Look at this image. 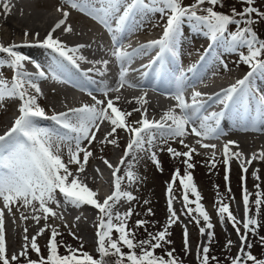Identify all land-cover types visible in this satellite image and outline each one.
I'll return each mask as SVG.
<instances>
[{
	"label": "snow or ice",
	"instance_id": "1",
	"mask_svg": "<svg viewBox=\"0 0 264 264\" xmlns=\"http://www.w3.org/2000/svg\"><path fill=\"white\" fill-rule=\"evenodd\" d=\"M66 3L78 10H84L81 0H66ZM206 3L210 6L202 8L201 6ZM219 3L220 0H194V3L182 6V0H125L123 11L120 12L121 0H102L103 6L99 9L97 18L99 19L101 15L103 17L112 15L116 18L117 27L125 25L138 7L147 8L150 5L152 10L166 16V23L161 38L142 45L132 52L122 50L116 40V36L113 35L115 47L113 55L122 63L120 72L121 83L124 82L127 72V69L123 67V62L130 61L134 55L158 49L152 63L162 60L165 54L174 56L181 33V26L185 20H188L193 22L198 30H205V34L213 43L218 40H224L228 49L232 51H236L240 47H245L247 50L246 54L241 53L240 58L250 70L243 78L238 79L235 84L223 90V99L219 102L227 106L238 94H255L256 90L251 86L252 80L257 74L264 76V58H262L264 57V39H258L251 25L254 23L253 15H259L264 18V12H260L253 6L254 0H242V3L246 6L239 12L233 9V14L227 15L214 10V7ZM198 9L203 14H198ZM3 10L5 14L10 13L9 0H3ZM63 15L64 20H61L48 32L45 39L39 42V46L50 50L61 61L67 60L74 66H78L77 60L85 59L83 56L75 55L79 49L67 48L60 40L53 37L55 30L65 23L68 12H64ZM101 22L112 30L111 26L107 25L106 20L102 19ZM232 24L237 26V30L229 32V25ZM67 30L69 29H65V31ZM24 36L27 37L28 33L25 32ZM25 46L31 45L27 44V42L24 45H0V53L6 54V60H2L0 63H5L14 72L11 82L7 79H0V100L4 98H19L21 101L18 109L20 114L14 121L12 128L4 135H0V200L3 201L4 205V208H0V264H10V261H17L21 257L27 258L29 248V237L25 234L23 250L19 254L13 253L10 258L8 257L4 230V209L11 213L12 207L10 205L22 202L24 207L31 206L33 212H42L44 219L47 220L49 215L55 216L56 214L53 208L48 205L51 203L59 207L61 204V201L57 199L58 194L62 196L64 204H71L72 206L87 204L94 206L98 210L100 223L97 226L96 235L98 237L97 252L99 253V258H94L88 252L72 249L70 246H66L69 254H58L56 238L59 233L53 228L48 241V256L46 259L40 256L37 236L31 237L30 247L39 256V260L28 259V264H106L105 258L109 257L116 258L113 264H177V260L173 255L174 250L166 251L163 255H156L155 250L164 247V244L171 243L167 239V236L170 235L169 228L178 219L173 208L174 197L172 196V188L178 178L185 193L183 200L187 208V214L191 216L193 212L198 213V218H195V222L198 225L200 223L199 218H202L207 229L211 230L214 227L210 222L208 212L200 203L201 194L197 190L190 174L185 172V175L180 178L179 169H176L173 173L172 183L168 184L169 217L163 230L155 234L148 233L149 239L135 242L134 233L127 228V220L133 214L132 209L129 208L123 214L113 213L114 206L122 199H127L128 201L135 199L131 192L122 190L121 182L124 177L118 175L120 166H116L112 172L114 190L101 203L94 198L97 195L96 192L89 189L86 185L78 184L75 177L71 179L70 183L68 182L69 177L73 176L68 165H79L78 172L84 170V164L87 163L92 153L81 147L82 142L88 141L90 144L95 139V132L92 129H98L99 124L97 122L106 119L113 125L108 135H112L117 129H124L131 134L124 157H121V165L124 164L129 154L148 151L151 153L153 162L160 168V162L156 154L151 151L158 136L163 138L165 143H167L168 139L180 138L181 145L186 148H189V146L184 143L183 138L189 134H194L203 139L218 138L219 120L224 115V112L210 113L200 119L199 124H196L195 120L199 119L198 113L203 108V101L198 99L201 94L195 92L192 96V102L189 104L184 99L183 90L178 88L175 99L177 101L176 107L180 109L179 114L174 109H170L163 113L160 120H149L146 114H143L141 120L137 122L140 125L139 127H132L126 124V117L130 116L131 113H125L115 107L113 100L107 99L106 106H102L105 105V100L97 99L95 96H93L95 103L92 105H83L82 107L71 109L69 112L48 116L45 109L37 103V96L30 94L28 91V88H32L35 93L39 94L40 88L34 81L46 78V76L43 70H39L40 65L38 63L35 64L38 69L36 74L28 73L24 70V62L30 61L31 57L23 54L18 49ZM102 63L107 65L108 61L105 60ZM144 67H151V63ZM189 70L191 71V69ZM99 74L103 75L102 72ZM53 75L55 74L53 73ZM182 79L183 73H181L180 77H177L178 83ZM113 90L118 89L105 86L102 89V93L107 98L108 92ZM259 99L261 107L264 108V94H261ZM38 119L51 120L66 131L63 135H59L51 129L39 127L36 123ZM199 142L198 140L197 143ZM61 143H65L68 147L69 160L67 164L61 158ZM109 143H115V141H109ZM229 145L238 147L235 141H229L224 145V163L227 166L233 156L241 160L242 200L244 204V220L242 222L244 232L241 234L239 227L241 222L237 220L230 210V205L218 201L220 206L217 209V214L221 223L224 222L226 217L232 223L241 242L240 250L237 256L231 259V264H247L248 261H251V264H264V258L258 259L250 251H245L248 234L249 232L256 234L259 221L249 216L251 194L247 190L246 176L244 175L247 173L248 168L242 159V153L230 152ZM202 147L215 148V145L203 144ZM167 151L173 158L184 157L183 163L186 165V169L194 167L190 160L191 154L195 149L189 148L186 152H179L172 147H168ZM80 153H83L84 163H81ZM257 158L264 160V152H260L258 156L254 153L252 158L247 160V164H251L252 160ZM105 163L112 168V165L107 160H105ZM229 171L230 169L226 167V181L229 180ZM126 176L130 182L134 179V173L131 170L126 173ZM253 176L259 179L256 172L253 173ZM256 187L259 189L258 184ZM228 190L231 191L230 187ZM189 192L195 196L194 201H189ZM262 197H264V193L258 191L254 202L257 215L259 214L260 206L264 204ZM34 202H38V208ZM145 203L147 204L148 201H145ZM191 203L195 204V208L189 206ZM148 214H152L151 209H148ZM22 218L26 219V217ZM40 218L39 215H33L32 217L37 223H39ZM114 221L116 222L114 223ZM146 223L147 221L145 220H137L136 227H143ZM48 227L50 226L45 224L37 235L43 234ZM113 231L118 234L117 239L112 238ZM199 231L203 236L205 227H200ZM25 233H27V229H25ZM207 235L211 241L214 233L209 231ZM184 236V250L187 252L189 251L187 229H185ZM260 240L264 243V237H260ZM231 244L232 241L229 240L227 246ZM121 245L126 246L129 251L127 253L123 252ZM247 247L250 248L251 245L247 244ZM136 248H140L139 254L135 251ZM202 251L203 255L201 256L200 248L198 247L197 255L200 264H209V247L203 246ZM212 259L215 260L216 258L212 257Z\"/></svg>",
	"mask_w": 264,
	"mask_h": 264
},
{
	"label": "rangeland",
	"instance_id": "2",
	"mask_svg": "<svg viewBox=\"0 0 264 264\" xmlns=\"http://www.w3.org/2000/svg\"><path fill=\"white\" fill-rule=\"evenodd\" d=\"M43 1L45 3L47 2V5H34L33 3H26L25 6H14L15 3L20 2V0L15 1L14 5L9 3L12 8H10L11 10L9 14H5L3 10V2H1L0 45L9 46L13 43L16 45L18 42H23L21 45H24L26 42L27 44L31 42V46L21 47L18 50L31 57L30 61H27L26 63L24 62L25 71H30L29 73L33 71L32 74H36L38 69H35V64L38 63L40 65L39 70H43L45 72L46 78L34 81L39 86L40 93H35V90L32 88H28V91L30 90V94L37 96V103L45 109L48 116L59 114L61 112H69V110L82 107L83 105H92L95 103L93 96L97 99L105 100V105L102 106H106V100L111 99L114 101V106L117 108L118 106H122V104L125 105L129 102L133 104L134 108L137 107L136 111H133L130 116L126 117V124L131 125L132 127L140 126L137 122L141 120L143 114H148V116L149 114L151 116H162L163 113L170 110L168 107L169 104L166 101H157L152 97L147 98L144 95H135L133 88L138 89L139 87H136L125 80L121 83L120 78L116 81L112 78L116 72L121 70V66L115 64L113 60V50H115L114 44L111 47H105L102 44V37L103 34H106V30L103 27H98L101 25H99L94 18H92L93 16L90 13H87L85 10L81 11L73 8L70 4L66 3V0ZM82 1L84 2V0ZM123 1L125 0H121V4H124L122 3ZM192 3H194V0H182V6H187ZM46 6L49 8H46ZM209 6L210 5L206 3L201 7L206 8ZM245 6L246 5L242 3V0H220V3L214 7V10L231 15L233 9H236L237 12H239ZM253 6L260 12H264V0H254ZM29 8L31 11L27 10ZM122 8L123 7H120V9ZM149 8L151 9L150 5ZM64 12H68V17L65 20V23L61 25L60 28L55 30L53 37L60 40L67 48L79 49L75 55L83 56L85 59H78V66L75 67L87 70L92 76L113 81L111 82V88L118 90H113L112 93L107 95V98L103 95L102 89L96 91L75 86L66 78L58 75L55 71H51L50 67H48L40 56H38V54H45L50 57L57 58V56H55L50 50L39 46V42L45 39L48 32H50L57 23L64 20ZM41 14L43 15L42 21L37 20L36 16ZM199 14L203 13L200 12ZM25 17L29 21H26L24 27H20V23H24L23 19ZM147 18H149V21H157V23H155L156 29L163 30L166 23L165 15L153 10L152 14H147ZM252 19L254 20V23L251 27L256 32L258 39H264V18H261L259 15H253ZM8 21H10V24ZM186 24L187 23L183 22L181 26L183 28H181L180 34H182L184 38L181 39L180 49H182V45H185V38L189 44H192L187 29L193 25L187 27ZM14 27H20V32L15 31ZM65 29L69 30L65 31ZM232 31H234V29L230 26L229 32ZM25 32L28 33L27 37L24 36ZM200 32L202 38L201 42L206 43V47L211 45L214 54L221 56L217 61V65L224 62V65H220L221 72L216 76V81L221 82L232 78V75L236 74L235 71L240 73L243 69L250 70L240 58L241 53L246 54L247 50L245 47H240L236 51H232L228 49L224 40H218L213 43L205 34V30L201 29ZM9 33L12 37H8L7 34ZM140 36L143 42L131 45L129 50H134L140 48L142 45H146V43H144L146 42L145 37L142 35ZM6 37L10 40L6 39ZM20 38H23V40ZM95 38H99L100 40H96ZM111 40L112 39H110V41ZM136 55L137 59L135 61L130 60L128 62L129 64H132L133 62L138 63V61L140 62L144 53ZM2 60H6V54H2V56H0V61ZM105 60L108 61L107 65L102 63ZM63 62L65 64L69 63L67 60H63ZM115 70L117 71L115 72ZM101 72L103 75L99 74ZM13 75L14 72L10 67H8L5 63H0V79H7L11 82ZM135 101L137 102L135 103ZM20 103L21 101L19 98H4L3 100H0V135H4V133L12 128L14 121L20 114L18 111ZM147 105L151 108H146ZM149 109L152 111H150V113H146ZM14 115H16V117ZM197 121L198 119L195 120V123H198ZM36 123L38 126L40 125L39 127L51 129L59 135H63L65 133V131L61 130L59 125L55 124V122L51 120L38 119ZM97 123L99 124L98 129H92V131L95 132V139L92 140L90 144L88 141H83L81 145V147L86 148L92 153L87 163L84 164V170L82 172H78L77 169L79 168V165L77 164H70L68 167L73 175H76L75 178L77 179L78 184L86 185L89 189L96 192L97 195L94 198L102 203L103 200L100 196L101 194L96 187V177L97 175L101 177L100 172L103 171L113 172L114 169L108 167L105 160H107L111 165L114 164L115 159L121 157V150H126L131 134L124 129H117L115 133L108 135L113 127L110 121L104 119L98 121ZM230 135L231 136H228L225 141H235L238 145V147L229 145L230 152L242 153V159L245 166L248 168L247 173L244 175L246 176L247 190L251 194L249 216L258 219L259 221V227L256 230V234H252L251 232L248 234L247 244H250L251 247L248 248L246 244L245 251H250L258 259H262L264 258V243L261 242L260 237H264V204L260 206L259 214L257 215L256 205L254 202L258 191L264 193V160L258 158L253 159L251 164H247V160L251 159L254 153L258 156L260 152H264V133L254 132L253 134V132L237 131L230 133ZM106 137L107 139H105ZM186 137L188 140H191V142L194 141L196 147H198L195 148L192 147L190 143L188 144L189 148L195 149V151L191 154L190 160L194 167L189 169V171L192 173L193 182L201 194L202 199L200 203L208 212L210 222L214 225V227L211 230L207 229L202 218H199L200 223L198 225L195 222V218H198V213L193 212L191 216L187 214L185 205L183 204V196L185 193L180 185L179 179H177L173 184L172 196L174 197L173 208L178 219L169 228L170 235L167 236V239L170 240L171 243L164 244V247L162 248H157L155 253L160 254L165 253L166 251L174 250L173 255L176 258L179 257L178 262L183 261V264H198V247L200 248V255L202 256L203 246H208L210 249L208 254H211L216 258V264H231V262L229 263V259L231 261L232 258L237 256L241 247V242L232 223H230L226 217L224 222L221 223L217 214V209L220 206L218 201L227 202L230 205V210L233 212L234 216L241 222L239 227L241 234H243L244 229L242 222L244 220V204L242 200L241 160L234 156L229 160V164L226 166L224 163L225 154L223 153L224 145H222L219 149H215V152L218 155L214 156V153L209 154L205 151L206 147H202L204 143L200 140V142L197 143L198 138L200 139V137H189L188 135ZM109 141H115V143H109ZM168 147H172L179 152H186L189 150V148L181 145L180 138L170 139L167 143L157 141L154 143L152 147L153 150L151 151L156 154V157L160 162V168H158L153 162L151 153L148 151L134 153L132 158H128L124 161V164L120 166L118 174L121 173L120 176L124 177L121 182L122 190H125V187H127V189H130V192L135 197L134 200L130 201L127 208V210L131 208L133 211V214L127 220V228L131 229L134 233L135 242L149 239L148 233L155 234L163 230L164 226L167 224L169 217L168 184L172 183V168L176 163L182 164L185 159L184 157L173 158L167 151ZM60 154L62 160L67 164L69 155L68 147L65 143H61L60 145ZM80 160L81 163H84L83 153H80ZM136 162L138 163V166H136L134 171L133 169ZM226 167L230 169L228 173V181L225 180ZM129 170L135 174L134 179L131 182L128 177H126V173ZM254 172L257 173L259 179L254 178ZM79 176L81 177L79 178ZM124 182L127 183L124 184ZM257 184L259 185V189L256 187ZM229 187L231 191L228 190ZM188 196L189 199L193 201L195 200V196H193L190 192L188 193ZM57 199L61 201V204L59 207H57L56 204L51 203L48 205L53 208L56 214L55 216L49 215L47 220L44 219V214L42 212L35 213L33 212L31 206L24 207L22 202L10 205L12 207L11 213H9L7 209H4V222L7 226V231H5L6 252L9 258L13 253L19 254L23 250L25 244L24 236L26 234L29 237L27 258L31 257V260L37 261V254L30 247L31 237L37 236V244L40 248V253L46 254L48 251V241L53 228H55L59 233L56 238L57 243H62L61 253L59 252L60 255L69 254L66 246H70L72 249H79V251L81 250V246H83L91 254L96 253V243L98 240L96 233L97 226L100 223L98 210L94 206L87 204L79 206L64 204L63 198L60 195H57ZM262 199H264V197H262ZM145 201H148V203L146 204ZM34 204L37 208L39 207L38 202H34ZM0 208H4L2 200H0ZM192 208H195V205H193ZM148 209H151L152 214H148ZM127 210L125 212H127ZM63 211L64 213L60 214ZM33 215H39L41 217L39 223L32 219ZM22 217H26V219ZM137 220H145L147 223L145 226L138 228L136 227ZM115 222L116 221H114V223ZM45 224L50 227L45 229L43 234L37 235L39 230L44 228ZM200 227H205V234L203 236L200 234ZM25 229H27V233H25ZM185 229H187L189 244V251L187 252L184 250ZM209 231L214 233L211 241L207 235ZM112 238H118V234L114 231ZM229 240L232 241V244L227 246ZM135 251L139 254L140 248H136ZM23 260H25V258L21 257L17 261H14V264H19L18 262ZM179 264H181V262Z\"/></svg>",
	"mask_w": 264,
	"mask_h": 264
},
{
	"label": "bare ground",
	"instance_id": "3",
	"mask_svg": "<svg viewBox=\"0 0 264 264\" xmlns=\"http://www.w3.org/2000/svg\"><path fill=\"white\" fill-rule=\"evenodd\" d=\"M15 1H18V0H10L9 1V3L10 4H12V5H14V3H15ZM26 1V2H25ZM25 1H21L20 0V2H17V3H15V5L14 6H18V7H20V6H22V5H24L25 6V4L27 3V4H31V3H33L34 5H47L43 0H25ZM1 2H3V1H1L0 0V7H1ZM3 4V3H2ZM16 4H19V5H16ZM28 6H30V5H28ZM32 6V5H31ZM33 7V6H32ZM11 8V7H10ZM46 8H49V7H47L46 6ZM12 9V8H11ZM21 9V8H20ZM27 10H30L31 11V9L29 8V9H27ZM38 11V10H37ZM86 11H87V13H90L93 17L92 18H94V20H95V15H93L92 13V9H90V8H87L86 9ZM34 13V12H33ZM43 14H44V12H43ZM89 14V15H90ZM90 15V16H91ZM22 16V15H21ZM32 16V15H31ZM4 17V16H3ZM20 17V16H19ZM42 18H43V15L41 14V15H38V16H36V19L37 20H41L42 21ZM6 19V18H5ZM4 20V19H3ZM9 20V19H8ZM24 20V23L23 22H21L20 23V27H24V24L26 23V21H29V20H27L26 19V17L23 19ZM93 20V21H94ZM100 21V20H99ZM5 23V22H4ZM8 23L10 24V21H8ZM14 26V25H13ZM16 26V25H15ZM97 26V25H96ZM20 27H14V30L15 31H19L20 32ZM37 27V26H36ZM13 28V27H12ZM23 29V28H22ZM97 29V28H96ZM24 30V29H23ZM98 30H100V29H98ZM95 31H97V30H95ZM98 32H100V31H98ZM161 32H162V30H160V31H157V32H153L150 36H158L159 35V33L161 34ZM18 34V33H17ZM101 34V33H100ZM99 34V35H100ZM8 35V37H12V35L9 33V34H7ZM19 35V34H18ZM8 37H6V39H8V40H10ZM56 38V37H55ZM97 38V37H96ZM95 38V39H96ZM21 40H23V38H20ZM99 39V38H98ZM98 39H96V40H98ZM100 40V39H99ZM102 40H103V42H102V44L104 45V46H108L109 45V37L107 36V35H105V34H103V37H102ZM35 41V40H34ZM23 42H18L16 45H21ZM31 43V42H30ZM29 43V44H30ZM36 43V42H35ZM14 44V43H13ZM32 44H34V43H32ZM31 45V44H30ZM123 50V49H122ZM34 51H35V49H34ZM34 60V59H33ZM46 62L48 63V65L51 67V70L52 71H57L58 69H61L59 72L61 73V76L63 77V75H65L66 77H68V76H71L70 74H68L67 73V71L64 69V67L63 66H61L55 59H53V58H48V57H46ZM27 62V61H26ZM25 62V63H26ZM29 63V62H28ZM35 64V63H34ZM91 65V64H90ZM92 66V65H91ZM95 66V65H94ZM30 67H31V65H30ZM33 67V66H32ZM93 67V66H92ZM35 69H36V67H35ZM27 72V71H26ZM30 72V71H29ZM28 72V73H29ZM33 72V71H32ZM31 72V73H32ZM37 72V71H36ZM92 72V71H91ZM236 72V74H233L232 75V78H230V79H228V80H225V81H221V82H219V81H215L214 80V82L213 81H211L210 79L211 78H209L210 76H208V75H206V74H195V84H199V83H208V85H206V89L208 88V89H210L211 90V88H215V87H217V91H216V93H214V96H215V99H221V98H223V95H222V93H223V90H225V89H228L230 86H232L233 85V82L235 81V80H237V79H239L240 78V73H238L237 71H235ZM234 72V73H235ZM89 73V72H88ZM88 73H86V72H84L83 74L84 75H88ZM189 73V72H188ZM63 74V75H62ZM113 74V73H112ZM227 74V73H226ZM57 75V74H56ZM109 75V74H108ZM55 76V75H54ZM53 77V76H52ZM238 77V78H237ZM40 80V79H39ZM113 80V79H112ZM107 82L108 81H105V80H103V84H102V87L104 88L105 86H107L108 87V85H107ZM254 90H256V93L254 94L257 98H258V100L260 101V99H259V97H260V95L261 94H264V85H262V84H260V83H256L255 85H254V88H253ZM30 91V90H29ZM156 91L159 93V94H163V95H167V94H173L174 92H172L173 90L172 89H168L167 87H162V88H158V89H156ZM109 93H112V91H109L108 92V94ZM121 93V92H120ZM119 93V94H120ZM84 94V93H83ZM86 94V93H85ZM129 94V93H128ZM111 95H113V94H111ZM122 95V94H121ZM73 96V95H72ZM75 96V95H74ZM82 97V96H81ZM102 98H104L103 96H101ZM79 99V98H78ZM81 99V98H80ZM83 99V98H82ZM127 99V98H126ZM149 100V99H148ZM73 101H74V99H73ZM79 101V100H78ZM84 101V100H83ZM129 101V100H128ZM127 101V102H128ZM68 102V101H67ZM80 102V101H79ZM114 102V101H113ZM133 102V101H132ZM137 101H135V103H136ZM70 103H71V101H70ZM134 103V102H133ZM167 103L169 104L168 105V107L170 108V109H173V103L171 102H168L167 101ZM67 104V103H66ZM70 105V104H69ZM68 105V106H69ZM65 108V107H64ZM118 108L120 109V110H122L123 112H125V113H132L133 111H136V109H137V107L136 108H134L133 107V104H131L130 102L129 103H127V104H125V105H123L122 104V106H118ZM146 108H151L149 105H147V107ZM206 107H204V109H205ZM13 109H15V108H13ZM158 110V109H157ZM160 110H163V109H160ZM180 110V109H179ZM149 112L150 111H152L151 109H149L148 110ZM9 112V111H8ZM154 112V111H153ZM10 113V112H9ZM15 113V112H14ZM11 114V113H10ZM15 117H16V115H14ZM14 116H12V117H14ZM9 117V116H8ZM16 119V118H15ZM13 123V122H12ZM51 123V122H50ZM43 125V124H42ZM40 126V125H39ZM50 126V125H49ZM48 126V127H49ZM189 131H190V129H189ZM258 133V132H257ZM5 134V133H4ZM253 134H254V132H253ZM253 137V136H252ZM256 138V137H255ZM184 141H187L188 140V138L185 136L184 138ZM261 140V139H260ZM259 141V140H258ZM224 153V152H223ZM234 157V156H233ZM76 175H73L72 177H69V180L70 181H68L69 183L71 182V179L73 178V177H75ZM81 176H79V178H80ZM110 186H111V183H108V182H106L105 183V189H110ZM61 214V213H60ZM94 220V219H93ZM13 233V232H12Z\"/></svg>",
	"mask_w": 264,
	"mask_h": 264
},
{
	"label": "trees",
	"instance_id": "4",
	"mask_svg": "<svg viewBox=\"0 0 264 264\" xmlns=\"http://www.w3.org/2000/svg\"><path fill=\"white\" fill-rule=\"evenodd\" d=\"M221 13H223V12H221ZM223 14H227V13H223ZM233 14V12L231 13V15ZM227 15H230V14H227ZM230 26H232L233 27V29H234V31H236L237 30V26L235 25V24H232V25H229V28H230ZM176 169H179L180 170V178H182L184 175H185V172H187L188 174H190L191 176H192V173H190V171H189V169H186V165L182 162V164H180V163H176L174 166H173V168H172V170H173V173L175 172V170ZM179 179V178H178ZM189 201H193V200H191V199H189ZM221 203H227V202H221ZM184 205H185V203H184ZM193 205H195L194 203H191L189 206L190 207H193ZM185 209H186V211H187V208L185 207ZM81 246V245H80ZM121 247H122V251L123 252H125V253H127L129 250L127 249V247L126 246H123V245H121ZM61 249H62V243L61 244H58V254H60L61 252ZM60 252V253H59ZM80 252H88L89 254H91L89 251H87L83 246H81V250H80ZM160 253V252H159ZM156 255H163L164 253H160V254H158V253H155ZM62 255H65V254H62ZM94 258H99V253L97 252L96 254H91ZM209 255V264H216L215 263V261H216V259L215 260H213L212 259V255L211 254H208ZM40 256H43L45 259L47 258V256H48V251H47V253L46 254H43V253H40ZM165 258H167V257H165ZM176 258V257H175ZM28 259H31V257H29V258H25V260H23V261H19L18 263L19 264H28ZM37 259L39 260V256L37 255ZM116 258L115 257H109V258H105V260H106V264H113V262H114V260H115ZM37 260V261H38ZM176 260H177V264H179L180 262H181V264H183V261H180V262H178V260H179V257H177L176 258ZM231 261H230V259H229V263H230ZM11 264H14V263H11ZM198 264H200V262L198 263ZM247 264H251V261H248L247 262Z\"/></svg>",
	"mask_w": 264,
	"mask_h": 264
}]
</instances>
